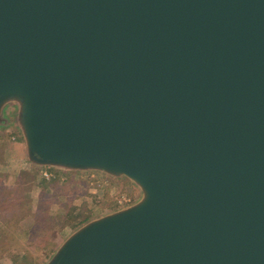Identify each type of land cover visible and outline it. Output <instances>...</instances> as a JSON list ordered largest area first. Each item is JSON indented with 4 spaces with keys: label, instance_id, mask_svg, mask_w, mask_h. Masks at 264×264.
<instances>
[{
    "label": "water",
    "instance_id": "95a60500",
    "mask_svg": "<svg viewBox=\"0 0 264 264\" xmlns=\"http://www.w3.org/2000/svg\"><path fill=\"white\" fill-rule=\"evenodd\" d=\"M12 120L32 164L142 191L47 264H264V0H0Z\"/></svg>",
    "mask_w": 264,
    "mask_h": 264
},
{
    "label": "rangeland",
    "instance_id": "374dc122",
    "mask_svg": "<svg viewBox=\"0 0 264 264\" xmlns=\"http://www.w3.org/2000/svg\"><path fill=\"white\" fill-rule=\"evenodd\" d=\"M5 113L13 118L17 107L9 106ZM2 128L9 129L27 156L15 120L4 123ZM27 164L19 171L0 169V215L6 216V224L19 236L11 237L8 243H4V236L0 237V264H47L81 226L142 199L140 188L125 177L94 170L40 167L29 160ZM41 178L46 180L43 186H39ZM71 208H86L89 220L74 228L67 215ZM3 229L5 235L7 229Z\"/></svg>",
    "mask_w": 264,
    "mask_h": 264
},
{
    "label": "crops",
    "instance_id": "0c3cea01",
    "mask_svg": "<svg viewBox=\"0 0 264 264\" xmlns=\"http://www.w3.org/2000/svg\"><path fill=\"white\" fill-rule=\"evenodd\" d=\"M27 163L28 158L25 156L22 144L13 139L9 129L0 128V169L7 168L19 171V169L23 168L25 165L29 166ZM10 205L12 206V202ZM3 215H0V237L5 235L8 237H19L17 233L11 230V228L6 224V216ZM3 228L7 229L5 230V235L3 233Z\"/></svg>",
    "mask_w": 264,
    "mask_h": 264
},
{
    "label": "trees",
    "instance_id": "16d2710c",
    "mask_svg": "<svg viewBox=\"0 0 264 264\" xmlns=\"http://www.w3.org/2000/svg\"><path fill=\"white\" fill-rule=\"evenodd\" d=\"M47 170L50 171V168H46ZM55 181V180H52ZM46 183V180L44 178L40 179L39 186H43ZM86 208H71L68 212L67 215L71 221H73V227L77 228L78 226L86 223L89 218L87 216V212L85 211ZM11 237H8L7 235L4 236V243H8Z\"/></svg>",
    "mask_w": 264,
    "mask_h": 264
},
{
    "label": "built area",
    "instance_id": "2783aa9c",
    "mask_svg": "<svg viewBox=\"0 0 264 264\" xmlns=\"http://www.w3.org/2000/svg\"><path fill=\"white\" fill-rule=\"evenodd\" d=\"M44 176L48 178V174L46 172H44Z\"/></svg>",
    "mask_w": 264,
    "mask_h": 264
}]
</instances>
